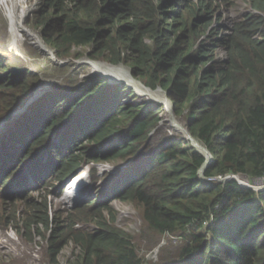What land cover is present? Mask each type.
<instances>
[{"label": "trees", "instance_id": "obj_1", "mask_svg": "<svg viewBox=\"0 0 264 264\" xmlns=\"http://www.w3.org/2000/svg\"><path fill=\"white\" fill-rule=\"evenodd\" d=\"M229 1L52 0L40 25L60 58L84 48L93 59L127 66L150 90L167 92L176 117L213 156L205 178L253 182L264 179V0H244L251 14L225 35L218 26ZM10 72L14 80L0 78V122L34 93L32 78ZM126 95L134 97L126 84L98 77L77 92L46 94L13 123L0 142V189L30 192L29 176L40 187L66 184L89 162L130 164L105 188L104 201L89 200L55 222L44 196L42 204L26 203L19 221L5 218L7 226L16 221L30 235L35 227L51 231L54 259L73 244L74 264H147L132 238L105 218L117 199L139 209L149 233L180 240L149 264H264V191L203 181L207 160L193 143L182 132H158L164 106L123 103ZM92 221L94 231L76 228Z\"/></svg>", "mask_w": 264, "mask_h": 264}, {"label": "rangeland", "instance_id": "obj_2", "mask_svg": "<svg viewBox=\"0 0 264 264\" xmlns=\"http://www.w3.org/2000/svg\"><path fill=\"white\" fill-rule=\"evenodd\" d=\"M32 9L26 17L20 23H16V32L18 36L17 44L13 43L11 39L10 21L9 16L0 6V65L5 67L7 71L0 73V78H4L9 81L14 80V74L12 76L11 70L16 73L19 78L21 76H27L33 79L34 93L31 99L18 106L14 110H20L25 105L26 110L22 113L15 114L9 120L4 123L0 122V142L4 138V134L12 128L20 117L22 118L24 113L33 105L37 100L43 98L46 94L56 92L59 94H65L68 92H77L84 88L85 84L92 83L93 80L100 74L111 76L108 80L112 86L118 84H126L130 88V91H134V97L129 98L126 95L123 99V103L130 102L136 103H152L156 102L164 106L165 113L163 114V121L159 127V133L165 134H178L184 132L187 127L182 119H178L174 112V106L169 100L168 96L161 91L147 90L142 83L137 81L132 72L127 66L122 65V68H112L105 61H100L91 58L86 52L87 49L76 47L73 48L72 56L68 58H60L56 51L50 47L43 37L42 26L40 25L43 10L46 9V2L52 0H28ZM11 7V5H10ZM21 1L18 0L15 4V13L19 14L23 11ZM220 16L223 18L222 32L227 35L230 33L232 25L249 14H251L247 3L244 0H233L221 4ZM14 44V45H13ZM18 47V48H15ZM224 53L221 52V58H224ZM111 66V67H110ZM121 66V65H119ZM128 70H127V69ZM3 69V70H4ZM131 71V70H130ZM92 72H97L92 75ZM89 75V76H88ZM104 75V76H105ZM97 77V78H96ZM121 79V80H119ZM126 80L127 82L123 81ZM123 81V82H122ZM143 85V86H142ZM142 89V90H141ZM144 89V90H143ZM13 110V111H14ZM12 113V112H11ZM10 113V114H11ZM180 136V135H177ZM188 139V136H182ZM158 136L152 134L151 139L158 144L163 139H157ZM181 138V137H178ZM202 149L203 145H199ZM121 161H113L109 163H93L89 162L86 165V169L95 171L96 177L91 178L88 184V188L84 189L87 192L81 200H74L73 202H67L65 199L66 194L57 195L58 189L64 187L63 183H55L51 186L43 185L40 187L39 182L33 176H29L30 192H25L20 189L16 194L14 192L7 191L8 186L1 187L0 189V264H74V254H78L79 250H75L73 244L65 246L61 252H59L56 259L49 254V238H51V231H46L42 228H33V232L30 233L27 230H23V227L14 221L11 226H7L5 218L16 216L19 219L26 212L25 204L36 200L37 204L43 202L44 196L48 197L50 214L53 221L63 219L67 213H70L76 208H80L97 199L98 202L106 199L105 188L112 186L120 179V174L124 171L125 167L129 165ZM127 168V167H126ZM92 174V172H91ZM234 177V176H232ZM84 184V185H85ZM246 187L252 188V190L260 193L264 190V181L249 180ZM85 187V186H84ZM13 188V186H11ZM84 192V191H83ZM48 195V196H47ZM43 196V198L41 197ZM89 203V204H90ZM108 206L111 208V213L106 212L105 218L114 227L128 234L142 259L149 263H158L160 256L167 255L174 251L181 243L177 237H159L153 233H149L146 225L143 221L142 215L135 206L128 203H123L119 200L112 199ZM111 214L116 216L115 223H112ZM97 220V219H95ZM56 224L53 225V228ZM77 229H85L88 231H94L97 228L95 222H80L76 227Z\"/></svg>", "mask_w": 264, "mask_h": 264}, {"label": "bare ground", "instance_id": "obj_3", "mask_svg": "<svg viewBox=\"0 0 264 264\" xmlns=\"http://www.w3.org/2000/svg\"><path fill=\"white\" fill-rule=\"evenodd\" d=\"M17 1L18 0H0V6L4 9V11L9 16L10 30H11V39H12V41H13L14 44L15 43L17 44V42H18V36H17V32H16V23H20L21 20L23 21L24 18L26 17V12L28 13L32 9V5H31V3L28 0H20L21 1V5L23 6L24 9L19 14H16L15 13V4H16ZM10 5H11V7H10ZM15 48H18V47H15ZM122 67L123 66H117V68H122ZM112 68L115 69L116 67H112ZM127 72L130 75L129 70ZM95 73H97V72H92V75L95 74ZM104 75L105 74H100L99 76H103V77L108 76V77H111L109 75H105V76ZM119 80H121V79H119ZM122 80L125 81V82H127L124 79H122ZM86 172H88V171H84V173L82 172V174H80L79 176H77L76 178H74V179H72L70 181V185L71 186L69 187L68 193L65 196L66 197L65 199L69 200L67 202H70L71 203L74 200H78V202H79L81 200V198L84 195L87 194V192H85L84 189H87L88 188L87 185H89V183L88 184H85V182L87 183L88 181H90V179H88V176H87V173ZM238 181L242 185H247L249 183V180L246 177H244V176H240L238 178Z\"/></svg>", "mask_w": 264, "mask_h": 264}, {"label": "water", "instance_id": "obj_4", "mask_svg": "<svg viewBox=\"0 0 264 264\" xmlns=\"http://www.w3.org/2000/svg\"><path fill=\"white\" fill-rule=\"evenodd\" d=\"M112 66V65H111ZM122 66V65H121ZM112 67H115V66H112ZM129 72H131L130 70H129ZM108 79L110 78V77H108V76H106ZM105 77V78H106ZM143 86V85H142ZM143 87H145V86H143ZM146 88V87H145ZM147 90H150L149 88H146ZM157 91H161V92H164L162 89H158ZM165 94H166V96H167V92H164ZM32 97V96H31ZM29 98L28 100H30V99H32V98ZM27 100V101H28ZM26 101V102H27ZM28 107V105L26 106H24L23 108H21L20 110H14L11 114H9L3 121H2V123H4L6 120H9L10 118H12L15 114H18V113H22V112H24L25 110H26V108ZM183 134H184V136H188V140H190L192 143H193V145H194V147L198 150V152L199 153H201L205 158H206V163L204 164V166H203V168H202V170L200 171V176L201 177H204V172H205V170H206V168L209 166V164H210V162L212 161V159H213V156H212V154L206 149V148H204V147H202V149L199 147V145H201L198 141H196V140H194L192 137H191V135L189 134V132L187 131V129L184 131V132H182ZM77 174H79V173H77ZM76 174V175H77ZM75 175V176H76ZM240 176H234V177H232V176H229V177H226V178H223L220 182H230V181H236V182H238L241 186H243L239 181H238V178H239ZM244 177H246V176H244ZM247 178V177H246ZM248 179V178H247ZM249 180V179H248ZM243 187H245V188H249V189H252V188H250V187H246V186H243Z\"/></svg>", "mask_w": 264, "mask_h": 264}, {"label": "clouds", "instance_id": "obj_5", "mask_svg": "<svg viewBox=\"0 0 264 264\" xmlns=\"http://www.w3.org/2000/svg\"><path fill=\"white\" fill-rule=\"evenodd\" d=\"M97 78V77H96ZM31 101H32V99H31ZM31 101L29 102V104L31 103ZM28 104V105H29ZM213 160V159H212ZM212 163V161L210 162V164ZM90 169H86L85 171H89ZM83 173H84V171H83ZM87 173V176H88V179H90L91 180V178H92V174H91V172L90 173H88V172H86ZM85 173V174H86ZM74 178H76L75 176H73V177H71L70 179H69V181L66 183V184H64V187H65V191H64V193H63V195H65V194H67L68 193V189H69V187L71 186L70 185V181L72 180V179H74Z\"/></svg>", "mask_w": 264, "mask_h": 264}, {"label": "built area", "instance_id": "obj_6", "mask_svg": "<svg viewBox=\"0 0 264 264\" xmlns=\"http://www.w3.org/2000/svg\"><path fill=\"white\" fill-rule=\"evenodd\" d=\"M214 160H212V162H213ZM202 178V180L203 181H205L206 183H209V184H211V183H215V182H220L223 178H205V177H201ZM256 181H259V182H263L264 181V179H262V180H256ZM243 186H245V185H243ZM264 191V190H263Z\"/></svg>", "mask_w": 264, "mask_h": 264}]
</instances>
